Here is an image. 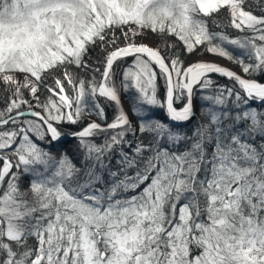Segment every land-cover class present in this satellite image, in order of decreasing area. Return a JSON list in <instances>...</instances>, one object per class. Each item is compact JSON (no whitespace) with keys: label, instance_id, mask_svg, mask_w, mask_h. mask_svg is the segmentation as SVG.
<instances>
[{"label":"snow or ice","instance_id":"snow-or-ice-1","mask_svg":"<svg viewBox=\"0 0 264 264\" xmlns=\"http://www.w3.org/2000/svg\"><path fill=\"white\" fill-rule=\"evenodd\" d=\"M0 264H264V0H0Z\"/></svg>","mask_w":264,"mask_h":264},{"label":"trees","instance_id":"trees-1","mask_svg":"<svg viewBox=\"0 0 264 264\" xmlns=\"http://www.w3.org/2000/svg\"><path fill=\"white\" fill-rule=\"evenodd\" d=\"M97 55H100V53H99L98 50H97L96 52L93 53V59H95ZM228 63H229V62H228ZM229 64H230V63H229ZM219 82H220V83H226V81L223 80V79H220ZM117 83H119V73L117 74ZM126 102H127V101H126ZM127 105H128V103H127ZM111 111H112V109L109 108V112H111ZM156 115H157L159 118L163 119V115H164L163 112L157 111V112H156ZM75 147H76L75 141L67 140V141H65L62 150H64V151H68V152L71 154V152L75 150Z\"/></svg>","mask_w":264,"mask_h":264},{"label":"bare ground","instance_id":"bare-ground-1","mask_svg":"<svg viewBox=\"0 0 264 264\" xmlns=\"http://www.w3.org/2000/svg\"><path fill=\"white\" fill-rule=\"evenodd\" d=\"M218 63L224 65L225 67H229V68L232 67L231 64H229V63H227V62H225V61H223V60H219ZM126 107H127V106H126V104H125V108H126Z\"/></svg>","mask_w":264,"mask_h":264},{"label":"rangeland","instance_id":"rangeland-1","mask_svg":"<svg viewBox=\"0 0 264 264\" xmlns=\"http://www.w3.org/2000/svg\"><path fill=\"white\" fill-rule=\"evenodd\" d=\"M146 42H148V43H152L153 41L148 40V41H146ZM223 61H225V60H223ZM225 62H227V61H225ZM227 63H228V62H227ZM125 104H126V106L128 107L127 102H125ZM127 107H126V108H127Z\"/></svg>","mask_w":264,"mask_h":264}]
</instances>
